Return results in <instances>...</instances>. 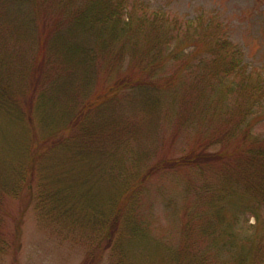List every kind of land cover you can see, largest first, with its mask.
Wrapping results in <instances>:
<instances>
[{
    "label": "trees",
    "instance_id": "1",
    "mask_svg": "<svg viewBox=\"0 0 264 264\" xmlns=\"http://www.w3.org/2000/svg\"><path fill=\"white\" fill-rule=\"evenodd\" d=\"M52 2L60 4L58 11L50 6ZM28 3L30 20L39 33V51L24 65L27 76L24 70H18L19 81L4 78L0 70V103L2 107L3 98H9V111L20 114L21 110L31 124L32 117L37 120L36 111L40 106L34 110V96L44 93L42 83L51 73L48 54L53 55L66 44L53 32L65 25L66 34L73 37L80 31L96 33L103 50V55L94 60L103 70L99 72L101 91L96 90L97 97L113 94L128 85L170 89L176 87L182 74L192 73L193 79L199 80L198 84L193 81L190 93L202 98L216 93L221 99L231 95L235 113L218 128L199 130L183 153L175 155L170 149H163L153 163L134 166L133 172L121 180L108 178L103 168L104 158L108 156L102 147L108 138H105L104 128H42L48 124L44 125V121L38 132L36 128H20L18 150L7 156L4 168L0 166V174H9L0 182V210L10 201H17L16 215L3 210L15 226L14 230L0 227V246L8 247L15 258L22 218L34 203L46 223L53 220L70 224L71 212L89 206L100 222V230L79 264H99L104 254L115 246L120 251L117 262L121 264L125 261L127 243H132L131 248L137 252L145 239L163 250L157 264H207L212 261L216 264L219 262L218 247L229 250V260L224 264H264V135L255 134L253 128L264 120V108L256 109L257 105L264 106V74L248 68L243 52L227 36L224 24L217 22L211 33L202 31V14L200 20H184L171 16V11L164 8H150L147 0H28ZM196 27L201 28L200 31L197 32ZM128 43L138 47L148 61L142 62L136 55L134 60H128L129 67L123 70ZM189 46H193V51L183 58L177 71L161 78L156 76L157 70L170 61L179 62L178 54ZM78 50L83 57L79 61L84 63L86 54ZM191 59L196 65L194 72H191ZM1 63L0 57V66ZM20 95L23 96L20 98ZM43 95L40 103L47 97ZM93 102L91 99L87 106ZM109 134L114 139L121 137ZM85 169L93 174L88 175L91 184L90 188L86 186L84 200V181L73 174L75 171L82 174ZM167 173L183 174L190 186L179 209L178 246L171 248L156 236L148 215L142 211L146 194L143 188L148 187L151 179ZM195 178L200 184L196 190ZM95 180L97 184H93ZM60 182L63 187L58 185ZM95 190L100 191L99 202ZM191 197L195 200H190ZM94 205L98 207L93 208ZM233 205L255 218L251 235H243L242 229L237 227L236 216L226 212ZM136 252L130 253L134 260ZM196 252L201 253L197 258Z\"/></svg>",
    "mask_w": 264,
    "mask_h": 264
},
{
    "label": "rangeland",
    "instance_id": "2",
    "mask_svg": "<svg viewBox=\"0 0 264 264\" xmlns=\"http://www.w3.org/2000/svg\"><path fill=\"white\" fill-rule=\"evenodd\" d=\"M147 2L152 9L164 8L171 11L169 13L171 16L176 15L184 20H200L202 14L204 16L200 20L202 31L205 29L206 32L211 33L217 22L224 24L227 36H230L233 43L243 52L244 63L249 69H257L264 74V0H147ZM29 5L28 0H0L2 60L0 70L4 78L19 81L21 77L18 70H24V75L27 76L28 71L24 69V65H27V60L35 57L39 51L37 44L39 33L30 20ZM50 6L54 11L60 8L58 2H52ZM65 14L67 12L63 15ZM200 29L196 27L197 32ZM67 32V25L53 32L66 44L63 48H59L60 50L56 49L53 55L51 52L48 54V57H51L48 65L51 73L42 83L41 90L44 93H37L32 102L34 110L40 105L36 111V119L39 121L33 120L32 117L31 124L29 117L26 119L21 110L20 114L9 111L11 108L7 105L9 98H3L5 103L2 107L0 103L2 108L0 109V166L3 168L6 166L7 156L14 155L18 150L20 128H36L38 132L41 128L40 124L44 121V125L48 124L42 128H104L105 138H108L102 143V147H105L108 156L104 158L102 164L105 162L106 164L103 168L108 172V178L121 180L133 172L134 166L143 167L153 163L159 158L163 149H170L175 155L183 153L199 130L210 131L212 128H218L221 122L235 113L232 110L235 103L231 95L227 96L228 99H221L216 93H208L204 98L193 92L190 93L189 87L193 81L198 84L199 80H194L192 73V75L182 74L180 82L170 89L159 86L128 85L113 94L97 97V91H101L99 72L103 70L95 61L103 50L100 49L96 33L80 31L73 37L66 34ZM79 48L86 54L84 63L79 61L83 59L77 53ZM158 48L159 44L155 46V51ZM126 50L123 70L129 67L128 60L131 61V58L134 60L136 55L143 60L142 62L148 61L135 45L131 46V43H128ZM192 51L193 46L186 48L183 53L178 54L179 62L170 61L165 67L157 70L156 76L161 78L177 71L179 63ZM192 63L194 62L191 59V72H194L196 65ZM42 94L47 97L40 103ZM91 99L94 102L87 106ZM219 100L221 103L216 105ZM22 101L19 100V103L23 105ZM257 108L264 106L257 105ZM73 119L75 120L72 123ZM253 128L255 134L264 135V120L256 123ZM109 133L121 137L114 139ZM68 167L69 165L65 167L66 170ZM89 174L92 175L93 171L90 173L85 169L82 174L78 171L73 174L84 181V200L87 197L86 186L91 184ZM8 175V172H2L0 182ZM71 180L75 179L71 178ZM96 180L93 184H97ZM198 181L197 178L194 179L195 190L200 186ZM60 184L61 182L58 185ZM147 186L143 188V194L146 193L143 214L148 215L150 226L155 228V234L162 242L170 245V248L177 247L179 209L184 203L186 190L190 188L187 178L181 173H167L151 179ZM95 195L98 196L99 202L100 191L98 193L95 190ZM190 200L195 199L191 197ZM3 207L10 213L17 214L16 200L10 201L9 205ZM97 207L93 206V208ZM3 210H0L1 229L14 230V222L6 218ZM74 212H71L74 221L71 220L70 224L66 221L53 220L46 223L34 203L22 218L21 235L18 248L15 250V258L8 247L0 246V264H79L99 235L100 222L95 219L89 206ZM226 212L230 214L232 212L236 216L237 227L242 229L240 232L243 235H251L254 232L255 218L252 215L243 212L237 205L230 206ZM153 244L151 240H142L136 252L131 248L132 243L128 242L125 261L121 264H157L160 259L159 253L162 254L163 250L159 245ZM115 248L116 246L107 255L104 254V260L99 264H120L117 262L120 251ZM228 251L218 247L216 253L219 262L216 264L228 262L230 257ZM134 252H136L135 260L130 255ZM200 254L196 252L195 258ZM121 256L123 257L122 252Z\"/></svg>",
    "mask_w": 264,
    "mask_h": 264
}]
</instances>
